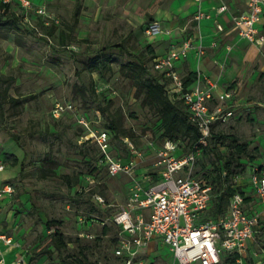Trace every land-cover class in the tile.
<instances>
[{"label": "rangeland", "instance_id": "obj_1", "mask_svg": "<svg viewBox=\"0 0 264 264\" xmlns=\"http://www.w3.org/2000/svg\"><path fill=\"white\" fill-rule=\"evenodd\" d=\"M31 1L29 9L20 0H9L11 10L23 21L18 30L0 28V72L15 78L10 94L22 100L18 107L11 103L5 105L4 111L0 107V160L6 164L0 171V185L15 179L24 167L22 176L13 182V195L0 199V230L13 235L25 247L21 252L28 264H49L46 255L32 260L31 252L49 233L45 223L51 220L59 222L53 228L60 227L70 241L69 253L82 251L97 264H121L111 247L112 237L119 233L112 219L121 206L129 203L136 190L134 180L124 173L109 175L100 162V147L93 138L84 140V136L107 130L100 104L110 114L121 112L124 128L134 133L130 139L143 152L135 177L144 187L162 169L156 165L152 149L161 144L162 124L158 114L142 104L133 82L121 73L122 63L129 58L126 53L111 50L112 70L102 72L90 70L87 60L107 45L124 43L131 51L143 54L152 67V51L155 55L164 53L173 43L180 44L183 38L200 30V24L192 20L194 8L188 11L186 0H80L77 22L74 14L78 0ZM2 3L4 0H0ZM40 6L45 13L36 11ZM155 20L162 21L164 27L176 22L175 36H147L145 25ZM41 23L52 34H47ZM33 29L38 31L37 36L32 34ZM62 32L68 34L66 49L60 45ZM227 38L222 49L231 46L228 54L214 66V58L207 64L202 61V71H210L224 81L225 87H237L244 102H264V48L242 47L232 37ZM84 92L87 97L94 94L91 100L96 101L85 100ZM57 103H71L74 110L57 118L53 111ZM237 113L236 118L214 128L213 143L224 155L234 150L229 135H235L244 145L239 161L242 165L235 166L234 182L241 183L249 195V174L254 165L264 163V109L239 108ZM83 117L88 127L79 122ZM110 154H125L117 138L112 140ZM45 166L52 173L43 176ZM211 167L204 158L195 171L204 175L211 172ZM77 174L87 183L86 188L78 190L70 184ZM91 180L95 184H90ZM97 196L103 197L105 203ZM105 223L108 230L104 232ZM246 255L243 264L252 261L249 252ZM228 256H224L223 264ZM7 259L12 261L8 256ZM172 262L168 245L153 239L138 253L134 264Z\"/></svg>", "mask_w": 264, "mask_h": 264}, {"label": "built area", "instance_id": "obj_2", "mask_svg": "<svg viewBox=\"0 0 264 264\" xmlns=\"http://www.w3.org/2000/svg\"><path fill=\"white\" fill-rule=\"evenodd\" d=\"M201 3L202 0H197ZM9 3V0H4ZM26 8L32 9L31 0H20ZM246 9L234 15L232 22L239 28L242 38L250 41L259 49L264 48V33L259 28L264 16V0H247ZM230 9V0H221L215 9L216 15H221ZM38 13H45L43 6L36 9ZM212 13L204 11L201 6L194 20L200 24L204 18H211ZM219 31L224 26L216 23ZM144 32L147 36L159 33L172 34V29L164 27L155 20L149 22ZM212 47H218L215 40ZM230 50L231 46H227ZM203 36L186 37L180 46H173L165 55L158 56L153 61V68L169 78L168 89L170 94L183 99L190 110V118L201 135L199 140L187 153H180L177 141L165 140L154 148L156 165L161 166L160 179L153 180L149 185L142 186L141 180L135 177L137 166L143 159V152L129 138V158L126 161L117 159L110 154V134L107 130L85 135L84 140L93 138L104 153V162L109 166L111 176L121 173L131 176L136 190L127 205L112 219L119 228L118 242L114 249L116 256L124 258V264H134L138 253L149 246L153 239L160 240L168 245L172 256V264H220L227 254H238L233 264H243L248 251V241L255 239L264 227V168L254 166L249 174V181L260 201L261 208L250 214L246 208V195L234 193L230 198L229 210L217 219H203L213 202L212 185L205 178L195 175L197 161L203 148L208 145L215 123H225L236 118L237 109L241 105L236 88L225 89L218 93L219 83L211 75L203 73L201 63L206 54ZM194 56L197 78L186 89L184 77L178 71L177 63ZM74 110L71 103H57L54 116L59 117L63 112ZM88 127L83 117L79 121ZM6 164L0 160V171ZM90 184H95L91 180ZM90 186V185H89ZM15 191L13 184L0 185V199L12 196ZM101 203L105 200L97 196ZM150 209L147 217L143 210ZM183 222V223H182ZM93 237L92 234H87ZM25 248L14 236L0 230V264H28L21 252ZM8 249H16L12 261L7 259ZM260 264H264V257Z\"/></svg>", "mask_w": 264, "mask_h": 264}, {"label": "trees", "instance_id": "obj_3", "mask_svg": "<svg viewBox=\"0 0 264 264\" xmlns=\"http://www.w3.org/2000/svg\"><path fill=\"white\" fill-rule=\"evenodd\" d=\"M77 2L78 7L74 14L76 22L78 21L81 9V1L78 0ZM22 21V17L11 10L9 3H2L0 5V28H5L8 31L18 30L21 27ZM41 26L45 28L47 34H52V31L47 26L43 25L42 23ZM32 34L37 36L38 31L33 29ZM67 37L68 34L66 32H62L60 34V45L64 49H66L64 46L68 45ZM116 48L129 56L127 61L121 65V73L133 82L139 94L142 96V104L154 110L161 120L162 133L160 135L161 144H159V146L162 145L165 140L170 139L179 143L181 148L180 153H187L199 140L201 133L198 127L192 123L190 118V110L185 104L184 100L170 94L168 89L169 78H166L162 72L155 70L153 65L152 67H149L147 65V59L143 54H137L131 51L130 48L124 43L111 44L103 47L96 54L90 55L87 60V66L90 68V70L97 72H102L103 69L112 70L114 55L111 50ZM156 57H158V55H155L152 51L153 61ZM196 78L197 73L194 70L189 71L183 78L184 87L186 89L190 88V86L195 82ZM14 79V77L5 76L0 72V107L3 111L7 103H11V105L17 107L22 103V100L19 97H15L10 94V88ZM83 96L85 100H91L94 98V94L88 95L87 97L85 92ZM95 101L96 100H91V102ZM99 108L102 111V116L105 120L107 131L110 134V150L112 140L117 138L118 141L124 146L125 154L122 157L114 156L117 159L126 161L129 158V148L128 143L125 142V138L130 139V136L134 137V133L131 130L128 131L124 128L123 115L121 112L110 114L108 112V108L103 107L101 104L99 105ZM218 124L219 123H215L213 125L212 135L209 138L208 145L203 148L201 156L197 161L198 165L202 159H208L212 166L211 172L204 175H198L195 171L196 177L207 179L212 185L213 189L212 206L202 215L203 219H217L219 216L226 214L229 210L230 198L234 193L241 192L242 194L246 195L243 185L241 183L236 184L234 182V176L237 174V169L235 166L242 165L239 163V161L241 154H243L245 150L244 145L239 143L235 135H229L228 137L231 139V145L234 150L229 153V155H224L220 150V147L216 143H213V139L215 137L214 128ZM15 140L18 142L17 137ZM152 149L154 148L152 147ZM100 162L104 163L103 166L110 175L109 166L104 162L103 152ZM97 167L100 168L99 165H97ZM260 168H263V166ZM23 170L24 167L22 166V170H20L18 176L15 179L6 181V183L13 184V182H15L18 177L22 176ZM42 171L43 176H46L49 172L52 173L49 171V168H46V166ZM90 175L94 176L95 174ZM158 179H160V176L156 177L155 180ZM6 183H3V185ZM249 183L250 181L248 177L246 184L249 186ZM70 184L76 185L78 190L80 188H86L87 186V183H85V180L82 179L80 174H77ZM248 198L249 197L247 196L246 199ZM58 223L59 222L53 220L47 221L45 223L49 233L44 237L43 242L32 250L31 259L34 260L40 255H46L47 259L49 260V264H97L95 261L89 259L88 256L82 251L75 254L68 252L70 241L67 239L65 233L60 229V227L53 228V225ZM103 226L104 232L107 231V223H105ZM117 242L118 237L116 234L112 237L111 247L114 252V256L120 258L121 264H124V258L115 255L114 249L117 245ZM238 256V254H230V256L226 258L225 263L233 264ZM223 263L224 262L222 261L220 264Z\"/></svg>", "mask_w": 264, "mask_h": 264}, {"label": "crops", "instance_id": "obj_4", "mask_svg": "<svg viewBox=\"0 0 264 264\" xmlns=\"http://www.w3.org/2000/svg\"><path fill=\"white\" fill-rule=\"evenodd\" d=\"M246 1L247 0H230V9L221 15H216L215 9L221 4V0H202L201 3L197 0H186L188 11L191 10L192 8H194L192 11V14H194V17L196 15L197 11L199 10L200 6L204 11L212 13L211 18H204L200 21V30H198V31L196 30L192 34H189V36H193V37H197L199 34H201L203 36V42H204V45L206 46V49H207L206 54L203 58L204 64H207L209 59L214 58V61L213 62L211 61L212 66H214L215 63L219 62V60H218L219 58L225 57L228 54V52H229V49L227 48L228 45H226V47L225 48L223 47V49H222V43L227 37H228L227 40H229L232 37L231 40L234 41L235 44H238L239 46H242V47L251 46V47L258 48L256 45H254L250 41H247L246 39L242 38L239 34V28L236 27L234 25V23L232 22V18L234 15H238L246 9V7H247ZM187 14H189V13H187ZM194 17H192L193 21H195ZM157 21L161 22L163 25L162 21H160V20H157ZM218 21L223 24V26H224L223 31H219L217 29L216 23ZM168 24H169L168 28L172 29L171 37H174L175 36V32H174L175 27L176 26L178 27V24L176 22H173V21L168 23ZM259 28L262 31V33H264V16L262 18V21L260 22ZM189 36H186V37H189ZM185 38H183L181 40L180 44L173 43L167 51H165L162 54H159L158 56H162V55L167 54L172 49V47L175 45L180 46L182 41ZM215 40L219 43V46L214 48L211 46V44ZM185 64H190L191 67L186 68ZM177 68L183 77L189 71L194 70L195 69L194 56L192 55L188 60L179 61L177 63ZM203 71L209 73L210 75H212V77L215 80L218 81V83H219L218 93L219 94H221L225 89H228V87L224 86V81L219 80L216 76H214L208 70L203 69ZM233 88H236L237 92H238L237 87H233ZM238 96H239V99L241 100V105L239 106L240 109L246 108V109H249L252 111H255L256 107H261L262 109H264V102L254 101V100L249 101V102H244L243 99L240 97L239 93H238ZM259 164L260 165H258V167L263 166V168H264V163H259ZM254 166H257V165H254ZM159 175L160 174L158 173V175L156 177H158ZM156 177L153 180H155ZM247 196L249 198L246 199V208L249 211V213L252 214L261 208V204H260V201L257 197V194H256L254 188L252 187V185L250 183H249V195H248V193H246V197ZM143 212L147 217L150 214L149 209H144ZM156 242L162 243L158 239H156ZM14 250L15 249H13V251H12V249H8L7 256L9 258V260L14 259V257H15ZM258 251H260V252H258ZM248 252H249L250 256H252V261H250L249 264H260L261 259L264 257V227L257 234V237L255 239H250L248 241L247 254H248Z\"/></svg>", "mask_w": 264, "mask_h": 264}]
</instances>
